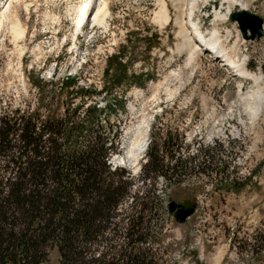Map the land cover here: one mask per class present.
<instances>
[{"label": "rangeland", "instance_id": "374dc122", "mask_svg": "<svg viewBox=\"0 0 264 264\" xmlns=\"http://www.w3.org/2000/svg\"><path fill=\"white\" fill-rule=\"evenodd\" d=\"M81 1L0 0V7L10 6L0 29V110L33 102V85L39 81L62 83L69 76L79 86H92L96 94L88 102L95 100L103 107L105 94L99 92L111 81L105 70L122 69L116 62L108 64L107 58L121 52L125 77L116 99L124 111L118 114L121 153L115 155L125 158L141 133L150 146L156 141L161 144L159 138L169 133L180 135L183 161L200 155L201 149H211L208 174H190L178 184L162 177L150 183L139 176L147 150L136 166L124 161L136 178L139 195L161 196L166 204L187 199L197 204L185 224H177L171 216L165 222L157 244L159 264H248L247 257L238 256L231 245L237 248L264 233V108L252 120L234 101L238 91L243 96L255 90L256 83L235 77L205 48L187 62L192 43L184 23L192 0H105L109 15L104 25L94 29L87 20L92 27L76 53L73 13ZM235 1L237 5L230 0H197L192 20L206 37L217 31L224 49L230 53L236 49L238 58L245 56L247 69L258 77L264 64V37L258 42L244 41L228 14L244 5L264 20V0ZM162 10H166L165 18L159 13ZM13 23L22 35L10 33ZM202 160L200 155L197 163ZM43 264H59L57 252L49 253Z\"/></svg>", "mask_w": 264, "mask_h": 264}, {"label": "trees", "instance_id": "16d2710c", "mask_svg": "<svg viewBox=\"0 0 264 264\" xmlns=\"http://www.w3.org/2000/svg\"><path fill=\"white\" fill-rule=\"evenodd\" d=\"M122 59L121 52L107 58L122 69L105 70L111 81L99 92L103 107L88 102L96 94L92 86L69 76L62 83L39 81L33 102L0 110V264H43L54 250L59 264H159L167 204L161 196L139 195L129 169L110 163L121 153ZM159 141L149 144L142 179L178 184L208 174L211 149L200 150L202 162L200 155L183 161L180 135ZM231 247L248 264H264V233Z\"/></svg>", "mask_w": 264, "mask_h": 264}, {"label": "bare ground", "instance_id": "6f19581e", "mask_svg": "<svg viewBox=\"0 0 264 264\" xmlns=\"http://www.w3.org/2000/svg\"><path fill=\"white\" fill-rule=\"evenodd\" d=\"M196 1L197 0H192L188 4L187 6L188 12L185 16L184 25L187 29L186 33L190 42L192 43V47L189 52L187 62L189 63L192 59L195 58V56H197L199 53L207 49V51H209L208 54H211L212 57H215L219 62L222 63L223 66L227 67L229 70H232L235 77L242 80L243 79L253 80L257 85L255 87L256 89L248 92L243 96L240 95L241 91H238L234 103H236L238 106L240 105L244 107L243 111L245 113H250V117L252 118V120L254 119V117H259L264 108V86L262 85V81L264 79L263 73L260 74V76L255 77L253 73L249 72V70L247 69L248 66H247L246 57L243 56L238 58L237 57L238 52L236 51V49L231 53L225 50L222 45L223 40L220 39V36L217 33V31L211 32L209 37H206L204 34H202L200 28L198 27V24L192 20V15L196 5ZM102 2L103 0H82L81 2L75 5V9L78 8L76 14L74 15V20H73L74 22L73 47L75 51L78 52L82 48V45L84 43V37L87 35L88 30L91 29L92 27L91 25L87 24L86 18L89 19L91 16L90 12L92 13L99 5H101ZM230 3L232 5H237V2L235 0H230ZM5 4H3L0 7L1 10H3L2 14L0 15V29L2 28L3 24L6 23V15L8 14V10L10 8V6L5 8ZM162 7L163 9H165L164 6ZM241 8L242 10L246 9L244 5H242ZM164 11L166 12V10ZM164 11L162 10L161 12H159L163 14L162 18H165ZM78 14H80V25L77 28L75 19ZM162 14L160 15L162 16ZM108 15L109 12L107 11V3L105 1L104 5L98 8L97 11L95 12L93 16V20L96 25L103 26L104 20ZM217 18L225 21L227 20V16L218 15ZM164 20L166 21V19ZM81 23H83V26L81 25ZM10 33H14L15 36H20L22 35L23 32L20 31L18 25L13 23L10 26ZM227 34L228 33H226V36H228ZM238 41L239 40H236V42L234 43L235 44L234 48H236ZM203 48H205V50H203ZM260 71L261 69H259V72ZM246 107H248L251 110L245 109ZM145 127L147 128V125ZM141 134H142L141 139L139 141H136L130 147V149H128L125 158L124 157L120 159L118 158L119 161L124 162L126 160L125 162H127V164H129L130 167L136 166L139 157L145 152L148 146V144L145 141V133H141Z\"/></svg>", "mask_w": 264, "mask_h": 264}, {"label": "water", "instance_id": "95a60500", "mask_svg": "<svg viewBox=\"0 0 264 264\" xmlns=\"http://www.w3.org/2000/svg\"><path fill=\"white\" fill-rule=\"evenodd\" d=\"M229 20L237 25L239 33L245 41L258 42L264 37V20L255 13L240 9L230 13ZM261 71L264 75V65L261 66ZM123 148L124 145L122 146V149ZM118 158L119 155L112 157L110 163L113 167L122 166L127 169L130 168L123 161H119ZM196 208L197 204L189 199L183 200L182 202L169 200L167 203L168 215L179 225L185 224L196 212Z\"/></svg>", "mask_w": 264, "mask_h": 264}, {"label": "built area", "instance_id": "2783aa9c", "mask_svg": "<svg viewBox=\"0 0 264 264\" xmlns=\"http://www.w3.org/2000/svg\"><path fill=\"white\" fill-rule=\"evenodd\" d=\"M77 10H78V8L74 10L73 15L76 14V11H77ZM73 15L71 16V18H73ZM88 25H91V24H88ZM58 30L61 31V37L63 38V40H65L66 36H63V32H62L63 29H62L61 27H59Z\"/></svg>", "mask_w": 264, "mask_h": 264}]
</instances>
